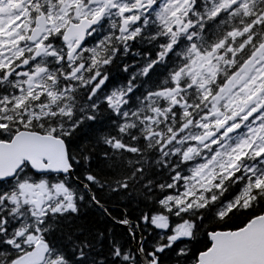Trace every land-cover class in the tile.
I'll list each match as a JSON object with an SVG mask.
<instances>
[{
    "label": "snow or ice",
    "instance_id": "1",
    "mask_svg": "<svg viewBox=\"0 0 264 264\" xmlns=\"http://www.w3.org/2000/svg\"><path fill=\"white\" fill-rule=\"evenodd\" d=\"M0 264H264V0H0Z\"/></svg>",
    "mask_w": 264,
    "mask_h": 264
}]
</instances>
